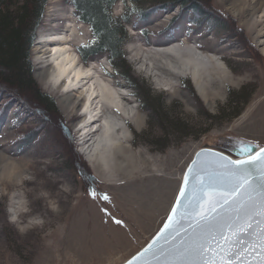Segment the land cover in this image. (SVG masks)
Wrapping results in <instances>:
<instances>
[{"label": "rangeland", "instance_id": "1", "mask_svg": "<svg viewBox=\"0 0 264 264\" xmlns=\"http://www.w3.org/2000/svg\"><path fill=\"white\" fill-rule=\"evenodd\" d=\"M263 1L206 0L212 10L236 21L244 33L239 40L229 36L225 27L211 30L207 20L199 27L194 14L189 15L194 25L183 20L168 27L174 17L179 22L188 18L178 8L142 24L135 15L140 6L118 2L112 17H131L123 52L136 82L128 83L106 56L82 61L78 49L92 42L90 28L77 19L66 0H49L31 50L33 78L55 102L70 130V146L98 182V191L85 192L76 176L56 128L59 117L48 122L29 115L14 117L18 106H13L0 122V264H123L163 225L197 150L231 152L239 141L264 146ZM211 20L220 23L213 16ZM57 35L62 36L59 41ZM62 44L77 55L86 73L69 91L49 80L52 50ZM174 45L215 55L234 85L218 75L204 74V84L216 96L204 102L175 55H150ZM90 88L103 96L94 94L93 105L82 114L81 104ZM109 98L128 106L129 119L113 112L106 103ZM6 102V97L0 100V109ZM154 106L160 107L159 115L150 111ZM96 113L121 118L125 133L119 132L121 126L114 132L119 134V146L138 157L132 178L121 179L99 164L92 169L83 155L82 141L91 145L89 138L83 139L84 131L99 125L88 124L86 115L99 116ZM134 116L143 120L142 128L133 127ZM32 131L37 133L32 140L23 141Z\"/></svg>", "mask_w": 264, "mask_h": 264}, {"label": "trees", "instance_id": "2", "mask_svg": "<svg viewBox=\"0 0 264 264\" xmlns=\"http://www.w3.org/2000/svg\"><path fill=\"white\" fill-rule=\"evenodd\" d=\"M49 0H0V100L7 98L0 109V122L13 106L14 117L29 115L48 122L59 117L55 102L43 93L33 78L31 50L37 38ZM74 9L77 19L86 24L92 33L93 40L78 49L82 61L87 63L96 58L106 56L109 63L128 83L136 82L131 75V67L126 63L123 47L127 42L126 25L130 24L129 15L120 18L112 17L114 6L123 0H66ZM134 6H140L136 12L139 22L148 23L152 17L164 14L178 8L184 14L180 22L177 17L172 19L168 27L178 26L184 20L186 24L194 25L192 15L201 22L207 20L211 30L227 28L230 35L239 40L243 31L236 21L228 14H220L210 7L206 0H127ZM211 16L220 20H211ZM195 18V17H194ZM210 18V19H209ZM178 21V22H177ZM241 38V36H240ZM245 39V38H244ZM246 42V41H245ZM250 48V47H249ZM258 57V56H257ZM256 58V57H255ZM137 89L136 85H133ZM3 96V97H2ZM21 106V107H20ZM21 108V109H20ZM158 107L150 108L154 115H159ZM239 114L236 113L235 116ZM57 130L65 144L64 150L70 162L76 169V176L82 179L85 192L98 191V182L89 173L81 158L74 152L71 144V134L68 126L59 117ZM56 125V123H53ZM37 133L32 131L23 137V141H31Z\"/></svg>", "mask_w": 264, "mask_h": 264}, {"label": "snow or ice", "instance_id": "3", "mask_svg": "<svg viewBox=\"0 0 264 264\" xmlns=\"http://www.w3.org/2000/svg\"><path fill=\"white\" fill-rule=\"evenodd\" d=\"M250 151L251 146H244L241 159L229 161L221 157L214 166L193 161L167 222L127 264H151L149 256H175L184 264H237L233 257H241L239 245L245 244L244 238L249 236V247L259 249L256 264H264V147L248 155ZM202 155L207 154L197 153V157ZM190 176L196 180L191 187ZM181 220L188 221L187 228L176 227ZM181 230L187 237L182 249L157 246L158 241L167 243L173 232L179 235ZM243 252L246 254L248 249ZM244 264L253 262L245 260Z\"/></svg>", "mask_w": 264, "mask_h": 264}, {"label": "bare ground", "instance_id": "4", "mask_svg": "<svg viewBox=\"0 0 264 264\" xmlns=\"http://www.w3.org/2000/svg\"><path fill=\"white\" fill-rule=\"evenodd\" d=\"M257 2L258 1H256V3L254 4H257ZM57 38H58L57 40L59 41L62 38V36L60 37V35H57ZM52 51L54 52L55 58L53 59L51 58L52 70L51 73L49 74V80L55 86L61 85L62 90L64 89L69 91L74 89L77 86V84L80 81H82L83 77L86 75L85 70L79 66L77 55L75 53H71L65 44L55 47ZM158 52H160L161 55L173 54L178 58V62L180 66L184 69L183 74L189 76L192 79L193 84L197 90L198 96L206 103L210 100H213L216 96L215 93H213L208 89L207 84H204V78H203L204 74L206 76L211 75L213 77L214 75H218L219 78L222 80V82L224 80L228 82L230 85L233 84L230 78L228 77V74H226L224 71L225 66H223V64L216 58L215 55H205L201 53L194 46L182 48L179 47L178 45H174L171 47L159 48V49H155V53H151L150 55L152 56V54H154L156 56L159 54L158 55L159 58L160 53ZM182 52H184L186 55L183 56L181 54ZM262 53L264 54V48L262 50ZM152 59L154 60V58ZM172 64L174 63L172 62ZM172 64H168V65L172 66ZM208 65H211L213 67L208 69L207 67ZM173 66H175V64ZM96 93L97 91H92L91 88L87 91V94L83 98L81 104L82 114L86 113V110L91 106V104L93 103L91 100L94 98L95 96L94 94ZM101 96H103L102 92H100L97 97H101ZM110 99L111 98H109V100H106L107 101L106 103L110 108L113 109V112H115V114L122 115L129 119V117L131 116L130 115L131 112L130 109L127 108L128 106L126 107L124 106V104L113 102ZM96 104L99 105V102ZM96 108H98L96 110L97 112H99L98 111L100 110L99 107L97 106ZM98 115L99 116L97 115L92 116V114L86 115L87 119L85 120L88 124L92 123L93 125L94 122H99V125H94L93 127L91 126L89 131H84L83 139L89 138L88 140L91 141V145L86 146V143L82 141L83 155L85 156L86 160L90 163L92 169H94L96 164H99L104 168L112 170L116 174V176L121 179L125 180L127 178H130L132 176V172H135V170H137L135 167H137L138 157L136 155L130 154L129 150L126 149L125 147L119 146V143L121 144V142H119L117 138L119 134L114 132L119 126L123 125L122 121L119 120L121 118L116 119L114 116L110 114H106V115L98 114ZM131 122L135 129H140L143 126L142 125L143 120L139 116H134L131 119ZM119 129H120L119 130L120 133L122 134L125 133L124 126L119 127ZM93 131H95L94 133L96 134L91 136L90 133H92ZM115 145L117 146V148L115 152H112L111 149ZM142 162L144 163V165L147 164V161L146 162L142 161Z\"/></svg>", "mask_w": 264, "mask_h": 264}, {"label": "water", "instance_id": "5", "mask_svg": "<svg viewBox=\"0 0 264 264\" xmlns=\"http://www.w3.org/2000/svg\"><path fill=\"white\" fill-rule=\"evenodd\" d=\"M244 146H251V151L248 153V155H251L255 152H258L260 148L264 147V146H259L257 144L251 143V142H245V141H239L236 142L235 147L233 148V150L230 152H226L223 150H219V149H215V148H208V147H204L201 148L199 150H197L191 160V162L188 164L187 168L184 171V174L182 176L181 182H180V186L177 192L176 197L179 195L180 192V188L181 186H183L184 184V177H185V173H187L189 171V168L193 165V161L195 160H200L202 162V164L206 165V166H214L217 163L218 158H225L229 161H235V160H239L242 158L243 154L241 152V148H243ZM197 153H206L207 155H202L200 157H197ZM199 167V166H198ZM196 183V180L193 179L190 176V183H189V187H191L192 184ZM176 197L175 200L172 204L173 206H176ZM171 207V209H172ZM171 209L163 223V225L160 227V229L164 226V224L167 222L168 220V216L171 214ZM176 227L178 229H182V228H187L188 227V221L186 220H181L179 225H176ZM160 229L158 230V232L160 231ZM191 231V229H189V232ZM157 232V233H158ZM157 233L152 237V239L139 251L137 252L135 255H133L131 258H129L125 263L123 264H127V262L129 260H132L133 257H136L140 252L143 251V249L145 247H147V245L149 243L152 242V240L156 237ZM167 235V233H166ZM172 236H175V239H172ZM186 234L181 230L179 232V235H177L175 232H173L169 237H168V241L169 242H165L163 239H161L160 241H158V247L159 246H163L166 249H176V248H183L184 247V243L186 242ZM246 243L239 245L240 251H241V257L239 259H237V257H233L234 260L237 261V264H244L245 260L247 261H251L253 262V264H256L257 261H259L260 257L259 255H257L256 253H258L259 249H256L255 251H253L247 241H250L252 239L251 236L249 237H245L244 238ZM247 248L248 252L246 254H244L243 250ZM150 261L151 264H168V262H175V264H184V262L182 260H178L177 257L175 256H162V257H152L149 256L147 257ZM134 264H139V262H134Z\"/></svg>", "mask_w": 264, "mask_h": 264}]
</instances>
